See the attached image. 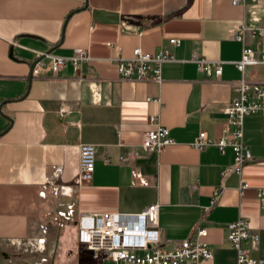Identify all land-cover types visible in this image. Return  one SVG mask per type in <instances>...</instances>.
Wrapping results in <instances>:
<instances>
[{"label":"crops","instance_id":"obj_1","mask_svg":"<svg viewBox=\"0 0 264 264\" xmlns=\"http://www.w3.org/2000/svg\"><path fill=\"white\" fill-rule=\"evenodd\" d=\"M260 29L264 0H0V105L6 101L2 111L13 120L0 112V264H44L45 256L36 261L27 252L46 247L50 230L54 264H99L81 242L80 215L135 214L154 203L166 246L208 229L213 257L200 264L237 263L227 235L239 218L250 224L243 249L264 260V202L257 195L264 187V113L245 118L252 158L241 176L231 169V146L222 152L193 145L201 131L221 138L238 81L264 82V65L244 73L236 67L244 46L264 52ZM136 47L172 51L162 83L119 76L118 58ZM78 48L88 50L89 63L76 69L69 62L56 75L46 68L29 84L31 64L43 54L68 57ZM194 53L223 61L221 78L200 71ZM157 125L175 143L146 154L144 135ZM83 143L98 150L92 181L70 196L50 186L42 195L49 180L75 181ZM241 181L248 184L242 192ZM69 208L73 215L63 220Z\"/></svg>","mask_w":264,"mask_h":264},{"label":"built area","instance_id":"obj_2","mask_svg":"<svg viewBox=\"0 0 264 264\" xmlns=\"http://www.w3.org/2000/svg\"><path fill=\"white\" fill-rule=\"evenodd\" d=\"M247 1L249 0H232V3L243 5ZM258 35L264 39V29H260ZM235 38L243 40V32L236 33ZM170 42L175 46L181 44V41L176 38H172ZM173 59V53L168 48L151 53L136 47L129 57L118 58L117 72L123 79L162 83L164 81L163 66ZM90 60L88 50L82 48L76 49L74 54L68 57L46 55L34 67L33 76L40 75L46 68L56 75L69 62L76 69H80ZM191 60L208 76L221 78L223 61L206 59L198 53H194ZM258 65H264V52H258L251 46H244L242 57L236 62L238 70L244 73L248 67ZM234 88L238 95L225 107L228 121L221 138L214 141L206 131H201L193 145L202 149L215 144L222 152L227 146H231L234 151V163L231 169L241 176L244 166L252 158L251 150L244 141L245 118L257 112L264 113V82H253L242 78ZM151 121L157 122L158 119L152 116ZM173 143L175 141L170 135V130L157 125L155 129L145 133L142 148L146 154L160 153ZM97 151L96 145L80 144V171L75 181L72 184H60L54 179L49 180L42 185V195L50 186L54 194L70 196L84 183L92 181ZM59 173L60 169L55 168L54 177H57ZM247 187L248 184L241 181L240 191ZM257 195L264 202V187L257 189ZM217 196L218 193L215 194L213 203ZM60 214L69 218L73 215V211L69 208L68 212ZM159 219V203H154L135 214L114 212L83 214L78 218L81 242L93 253V257L99 261V264H200L201 261L213 257L212 247L206 241L208 236L206 227H197L189 238L173 246H166L162 240ZM228 229L227 238L237 251L236 264H264L263 259L249 256L242 247V241L250 235V224L246 219H237L228 225Z\"/></svg>","mask_w":264,"mask_h":264},{"label":"rangeland","instance_id":"obj_3","mask_svg":"<svg viewBox=\"0 0 264 264\" xmlns=\"http://www.w3.org/2000/svg\"><path fill=\"white\" fill-rule=\"evenodd\" d=\"M63 220L65 217L60 216ZM47 227L51 229L53 227L52 224L49 223L47 224ZM49 242L46 247L44 245L36 244V248H32V252H27L31 253L30 255L33 256L36 261L37 260H42V258L45 256V262L44 264H54V259H53V249H54V244H55V239L52 237V231H49Z\"/></svg>","mask_w":264,"mask_h":264},{"label":"water","instance_id":"obj_4","mask_svg":"<svg viewBox=\"0 0 264 264\" xmlns=\"http://www.w3.org/2000/svg\"><path fill=\"white\" fill-rule=\"evenodd\" d=\"M52 51L50 50V51H48V53H46V54H43L41 57H39V59H37V60H35L32 64H31V67H30V75H29V84H31V82H32V78H33V69H34V67L36 66V64L40 61V60H42L43 58H45L46 57V55H48V54H50ZM30 86V85H29ZM29 90V89H28ZM27 94H28V91L25 93V95L24 96H27ZM6 104V101L5 102H3L1 105H0V112L2 113V115H3V117L4 118H6L8 121H10V123H12V119H11V117H9L8 115H5L4 113H3V111H2V108H3V106ZM8 129V128H7ZM7 129H5V130H7ZM5 131H3L2 132V134L4 133Z\"/></svg>","mask_w":264,"mask_h":264}]
</instances>
